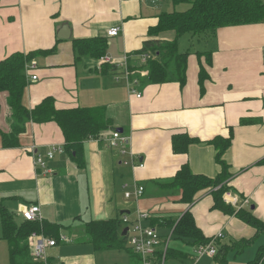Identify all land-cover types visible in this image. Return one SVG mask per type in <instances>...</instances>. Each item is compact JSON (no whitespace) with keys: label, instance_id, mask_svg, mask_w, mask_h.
<instances>
[{"label":"crops","instance_id":"0c3cea01","mask_svg":"<svg viewBox=\"0 0 264 264\" xmlns=\"http://www.w3.org/2000/svg\"><path fill=\"white\" fill-rule=\"evenodd\" d=\"M170 5L159 0H0V62L17 53L55 50L30 61L37 69L28 73L24 105L32 110L50 97L58 110L104 108L112 123L100 138L84 142V166L79 167L67 155L56 123L20 125L6 96L0 97V131L10 134L14 126L23 131L13 148H5L0 136V264H10L3 211L13 213L19 223L24 220L20 210L32 205L40 207L43 222L59 227L58 243L47 250L53 252L48 255L51 264H99L104 252L124 250L96 251L86 226L119 220L123 233L140 214L147 216L141 224L154 228L163 245L189 255L167 264L192 260L195 246L173 236V223L187 212L217 251L240 247L245 240L252 241L251 247L264 237L236 215L216 209L214 190L201 191L188 205L181 201L180 190L164 186L186 165L196 175L215 179L222 174L224 161L231 175L227 191L239 200L237 206L227 205L264 222V21L213 34L177 36L171 31L155 36L152 30L160 16L170 12ZM116 27L119 34L109 36ZM61 32L69 38L59 39ZM93 38L107 42L104 56L115 60L126 56L127 67L103 65L75 48L78 40ZM173 39L180 53L189 54L185 84L175 79L148 84L147 63L152 56L143 51L145 42ZM202 68L207 75L203 90ZM32 75L38 79L33 81ZM130 86L136 94H130ZM118 129L131 137L125 155L120 147L108 146L111 133ZM176 135L193 140L187 152L174 151ZM231 137L229 149L222 153L215 144L224 145ZM56 147L64 152L47 160L46 173L36 159ZM136 185L145 188L143 196L127 199L125 193ZM125 216L129 225L123 223ZM66 245L76 250L92 247L65 261L68 256L62 257L61 247ZM247 248L238 255L228 249L227 264H243L238 257ZM128 255L123 264H140L131 247ZM202 262L220 264L209 257L198 264Z\"/></svg>","mask_w":264,"mask_h":264},{"label":"trees","instance_id":"16d2710c","mask_svg":"<svg viewBox=\"0 0 264 264\" xmlns=\"http://www.w3.org/2000/svg\"><path fill=\"white\" fill-rule=\"evenodd\" d=\"M170 2L173 6L189 4L191 7L186 11L165 12L160 16L159 24L152 30V34L158 36L164 32L174 31L177 36L191 33L213 34L217 30L225 27L242 26L255 24L264 21V3L262 0H159ZM107 42L102 38L91 40H78L75 48L83 55L92 54L97 59L105 54ZM144 52H149L152 56L147 63L148 84L166 83L170 80H178L182 85L186 81V69L188 63V53H180L177 40L170 41H147L143 47ZM49 51L32 52L27 55L14 54L0 62V97L6 96L7 104L11 109L12 117L20 125L34 123L43 125L56 123L65 138V150L68 156L75 161L77 166H84L83 145L90 138H100L106 131L112 128V123L104 108H75L68 110H58L53 98H46L40 105L30 110L24 105V95L27 88L26 68L31 60L49 53ZM158 57V59H155ZM207 75L204 68L200 72V84L202 90L203 83ZM1 114V105H0ZM12 127L11 133L4 134L0 131V136L5 148L17 147L19 144V134L22 129ZM223 139H220V141ZM192 139L185 135H176L173 138V147L176 152H187ZM226 141V142H225ZM224 141L221 148L225 153L229 149L232 137ZM222 174L215 179H210L203 175L192 173L188 165L184 166L176 177L164 186L168 189H178L182 192V202L192 205L198 193L204 190H214L215 208L227 214H233L244 220L257 231V235L264 234V222L256 219L242 210L236 213L224 201V195L228 191L226 182L231 177L229 166L224 161ZM3 238L8 243L10 264H44L31 257V244L29 237L33 232L43 233L48 237L59 241V227L47 222L39 224L16 220L13 213L3 211ZM86 232L90 243L96 251H106L110 249H123L128 242L127 237L122 236L119 220L107 222L90 223L86 226ZM173 236L176 240L186 242L189 246H199L210 243L202 232L197 228L194 218L190 212L184 214L177 224L173 223ZM64 242V241H63ZM242 243V244H241ZM241 246L220 247L215 259L220 264H227L228 249L236 255L242 253L252 244V241L240 242ZM169 246V245H168ZM229 247V248H228ZM134 253V252H133ZM159 257H163V251L158 252ZM189 257L183 252L172 251L168 247L166 251V262ZM167 264V263H166ZM248 264H264V246L259 249L257 257Z\"/></svg>","mask_w":264,"mask_h":264},{"label":"built area","instance_id":"2783aa9c","mask_svg":"<svg viewBox=\"0 0 264 264\" xmlns=\"http://www.w3.org/2000/svg\"><path fill=\"white\" fill-rule=\"evenodd\" d=\"M119 28H113L109 30V36H117L119 34ZM147 58H145L146 60ZM99 62L103 65H115L117 67H127L128 58L125 56L121 60H115L109 56H103L100 58ZM37 69L36 64L29 65L26 68V77L28 80V73L30 74L32 71ZM128 76V73H127ZM31 79L36 81L38 78L36 75H32ZM130 94H136V90L130 86ZM141 97L140 94L137 95ZM131 137L125 135L119 131H114L111 133L108 139V146L111 148H121V153L125 155L127 153V147L130 145ZM64 150L60 147L52 148L45 157L38 156L36 159V164L39 169L44 170L46 173L47 170V160L54 159L57 153H63ZM129 164V163H126ZM145 192V188L143 186H135L133 192L127 191L125 193V197L127 199L139 200ZM224 199L226 203L237 206L239 204V200L237 197H234L231 192H227L224 195ZM248 200L244 201V205H247ZM20 213L25 221L29 222H37L39 224L43 223V217L41 215V210L39 206L32 205L29 207H24L23 210H20ZM145 214H140L139 219L129 227L127 232L128 244L130 245L132 251L137 255L141 264H166V251L168 249V243L162 244V239L157 233V231L152 227H144L141 224V220L146 218ZM124 224H130L129 219L125 216L123 217ZM31 244V255L34 260L43 262L44 264H51L48 261L47 250L48 248L54 247L57 244V241L53 238L47 237L43 233L33 232L30 237ZM62 241H66L65 237L61 238ZM163 251V257H159L158 252ZM218 251L214 246V242L211 241L205 245H199L195 247L194 253L192 255V260L188 264H198L202 258H215Z\"/></svg>","mask_w":264,"mask_h":264},{"label":"rangeland","instance_id":"374dc122","mask_svg":"<svg viewBox=\"0 0 264 264\" xmlns=\"http://www.w3.org/2000/svg\"><path fill=\"white\" fill-rule=\"evenodd\" d=\"M170 6H171V8L169 10L170 12H173V11H186V10H188L191 7L189 4H180V5H174V6L171 4ZM261 245H264V237L261 240H258L251 247H248L246 252L238 257V263H243V264L249 263V261L251 259L255 258L256 251H257L258 247L261 246ZM67 246H69V245L61 247L62 248V257L68 256V258H66L65 261L66 260H72L73 257H74V253H83V252L85 253L86 252L85 249H89L90 247H92V246H77V248H82V249L76 250L74 247H67ZM129 246L130 245L126 244L124 250H120V251L113 250V251H109V252H106V253L104 252L102 257H99L98 263L99 264H115V263L123 264V262L124 261L126 262L128 260V258H129V255H128L129 251H130V247ZM49 254H53V252L47 253V255H49ZM231 259H233V257ZM57 261H59V260H57ZM203 262H202V264H203ZM140 264H141V262H140ZM178 264H183V263H178Z\"/></svg>","mask_w":264,"mask_h":264},{"label":"water","instance_id":"95a60500","mask_svg":"<svg viewBox=\"0 0 264 264\" xmlns=\"http://www.w3.org/2000/svg\"><path fill=\"white\" fill-rule=\"evenodd\" d=\"M64 30L68 32L69 29H68V28H65ZM58 38H59V39H68L69 36H68V35H67V36H66V35H62V32H61V33L58 35ZM118 131H119V132H122L123 130H122V129H118ZM253 209H254V208H253ZM128 230H129V228H126V229L123 231V233H122V236H123V237H126Z\"/></svg>","mask_w":264,"mask_h":264}]
</instances>
